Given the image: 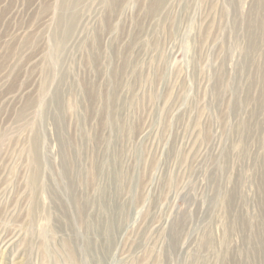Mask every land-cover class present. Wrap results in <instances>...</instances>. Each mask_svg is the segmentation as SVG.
<instances>
[{"label": "rangeland", "instance_id": "1", "mask_svg": "<svg viewBox=\"0 0 264 264\" xmlns=\"http://www.w3.org/2000/svg\"><path fill=\"white\" fill-rule=\"evenodd\" d=\"M0 264H264V0H0Z\"/></svg>", "mask_w": 264, "mask_h": 264}, {"label": "bare ground", "instance_id": "2", "mask_svg": "<svg viewBox=\"0 0 264 264\" xmlns=\"http://www.w3.org/2000/svg\"><path fill=\"white\" fill-rule=\"evenodd\" d=\"M71 22H72V20H71ZM64 24V23H63ZM66 24V23H65ZM67 25V24H66ZM72 27V25H69V26H65V28H64V32L66 33V34H68V32L72 29L71 28ZM59 50V49H58ZM34 179H36V177H34ZM262 230V229H261ZM220 238V237H219ZM221 243V242H220ZM253 244V243H252ZM228 256V255H227ZM255 261V260H254Z\"/></svg>", "mask_w": 264, "mask_h": 264}]
</instances>
